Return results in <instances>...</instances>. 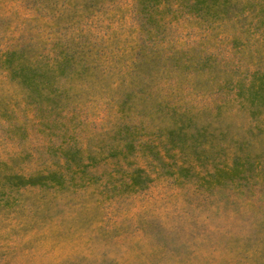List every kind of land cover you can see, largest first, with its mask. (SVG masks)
I'll return each mask as SVG.
<instances>
[{
	"label": "rangeland",
	"instance_id": "obj_1",
	"mask_svg": "<svg viewBox=\"0 0 264 264\" xmlns=\"http://www.w3.org/2000/svg\"><path fill=\"white\" fill-rule=\"evenodd\" d=\"M15 43L37 71L25 88L0 64V264H264V108L235 94L264 72V0H0V52ZM71 46L83 65L60 76ZM190 55L218 72L190 87ZM154 102L228 132L179 153Z\"/></svg>",
	"mask_w": 264,
	"mask_h": 264
},
{
	"label": "trees",
	"instance_id": "obj_2",
	"mask_svg": "<svg viewBox=\"0 0 264 264\" xmlns=\"http://www.w3.org/2000/svg\"><path fill=\"white\" fill-rule=\"evenodd\" d=\"M194 9L195 11L201 15L204 13L211 12L209 14H227L230 12V9L219 7L218 5H205V6H196ZM229 11V12H228ZM230 12L229 14H231ZM145 20H142V24L149 22L151 20V17L148 15H143ZM29 51V52H28ZM82 49L80 47H70L69 50H66L64 54H62L61 59L55 64L56 69H58L60 72V76L62 73L72 67V64L76 66L75 60L77 59L78 62L83 65L81 58L83 53L81 52ZM26 53L31 54V50L26 47L25 45L17 46V44L9 45L8 48L4 49L2 52H0V64L2 66V69L6 72V75L8 77H11L16 81V84H19L22 87L29 88L28 83L32 80H36L34 76H32L34 73H36L37 68L29 63V58L27 60ZM30 56V55H29ZM250 61L254 62H263L264 63V56L263 54H260L256 52L255 54H251L248 56ZM181 60V56L178 54H171V62L175 66H177V63ZM207 63V68L203 67V61L200 59H196L193 55H190L186 61L187 65L190 66L187 73V82L190 87L192 86H199L203 83H205V79H208V77L213 78L215 74L218 72V70L215 68V66H209L212 64V62H207L208 59L205 58ZM81 67V66H79ZM194 67L199 71V68L206 70L204 73V76H201L198 73H194ZM86 68V66H84ZM192 69V72H191ZM205 76H208L206 78H203ZM254 80H250L247 83H244L245 86L242 87V84L239 80L235 82V85L237 87V90L235 92L236 96H241V104H245L247 106V109H251V112H255V107L259 106L264 108V72L261 74H255L254 73ZM226 76L222 78V80H225ZM122 80L124 78L122 77ZM127 84L126 85L130 90L122 91L118 94V107H122L125 105H128L126 103L127 101H131L130 95L132 94L131 88L132 86H135L136 80L135 78L130 74L126 78ZM130 85V86H129ZM141 90L140 94L137 95V98L139 101H142L139 96H141ZM156 105V111L154 112L156 115V119L158 122V125H155L153 127H156V130L162 131L165 135V138L168 142H170L171 147H174L177 149L179 153H190L191 155H197V150L194 149L195 146H198V144L204 145L206 148L210 147V144H207L205 141V133L211 134L213 137H220L223 132L224 135L228 132L229 127L227 126V131H224V127H218V126H212V122L204 113L201 115L203 118L197 119L193 116H196L193 112L190 110H186L185 108L178 109L174 106L170 107L169 109L164 110L163 107L158 106L157 102L153 103ZM245 106V107H246ZM154 107V106H153ZM264 111V110H263ZM263 119L262 122L264 123V112H263ZM176 116L175 118H173ZM152 120V119H151ZM153 123V122H152ZM248 129L246 133H243L242 135H238L235 138V141L237 142L236 149L241 151H244L245 146L248 147L250 145V138L248 135ZM223 135V137H224ZM187 136H190L195 142L198 144L188 141ZM204 137V139L202 138ZM247 155L243 156L241 158V161L244 162L248 159V157H251V153L248 154V151L246 150ZM237 157L233 156L232 159V165L230 167L226 165H222V167L217 168L220 169L222 172V175L227 173L226 171L232 168H235L236 166V158L240 159L238 155ZM240 161V162H241ZM224 166V167H223ZM41 176H31L24 178L23 183H37L39 181Z\"/></svg>",
	"mask_w": 264,
	"mask_h": 264
}]
</instances>
